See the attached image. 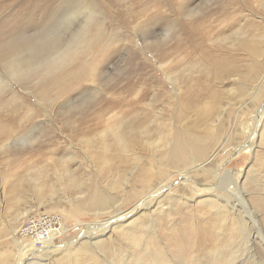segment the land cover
Instances as JSON below:
<instances>
[{
    "label": "rangeland",
    "instance_id": "rangeland-1",
    "mask_svg": "<svg viewBox=\"0 0 264 264\" xmlns=\"http://www.w3.org/2000/svg\"><path fill=\"white\" fill-rule=\"evenodd\" d=\"M53 26L79 51L64 87L37 74L0 99V264H264V0H0V75ZM119 127L140 161L171 167L137 211L144 183L110 190L133 161L105 174ZM157 137L182 140L177 157L146 145ZM211 156L220 182L188 169ZM81 183L112 206L84 208ZM42 215L62 224L48 255L22 233Z\"/></svg>",
    "mask_w": 264,
    "mask_h": 264
},
{
    "label": "bare ground",
    "instance_id": "bare-ground-1",
    "mask_svg": "<svg viewBox=\"0 0 264 264\" xmlns=\"http://www.w3.org/2000/svg\"><path fill=\"white\" fill-rule=\"evenodd\" d=\"M87 7H85L86 9ZM83 40L81 39V45L83 44ZM64 49H66V54L65 57L63 59V66L58 70L55 71L52 74H49L51 81L57 85V87H59L60 89H62L64 87V68L65 66L79 53V51H77V46L76 45H66L65 47H62ZM13 58V57H12ZM11 58V59H12ZM10 59V60H11ZM9 60V61H10ZM9 61L6 62V75H0V99L1 101L4 99V97H2V95L4 96V94H10V98L3 101L2 102V107H5L11 103H14L15 101H17V99L19 98L17 96V94H15L14 90L11 89L12 87V81H15L17 83L23 82L25 80L28 79H24V80H12L9 77L8 74V65H9ZM208 111V110H207ZM206 114V113H205ZM207 118L206 120H208V117L211 114L207 113ZM204 117V116H203ZM213 119V117H212ZM215 120V119H214ZM209 121V120H208ZM213 122V121H211ZM207 130H209V128H207ZM129 132V131H128ZM128 132H125L123 130V128L119 127L116 130H110V134L113 137L112 142L105 146V150H109V148L114 145L113 147H115V149L117 150V152L119 154H117L118 156H116L111 162H108L105 160V163H107V169H106V173L107 175L114 177L115 174L117 173L118 170L125 168V167H129L130 166V161L132 160V165L127 169L128 172H124V177L121 180H115L112 185L110 186V190L112 192H115L117 189H120L121 191H125V189H123L125 187V185L127 184V182H130V184H128L129 186H135L137 187L138 184L140 182H142V184L144 183V186L141 188V191L135 196V200L131 206V210L137 211V209L141 208V207H148L150 205L151 202V198H153V196L155 194H158L162 191H164L166 188H170V183H168L167 179L169 178L170 172L169 170L171 169V167H168L166 165H161L160 163L157 162V165H153L150 164L148 162H144V161H140V157L138 156V153L134 150H132V138L131 135L128 134ZM10 135V131L8 130V128L6 127L4 128H0V137H9ZM103 135V134H102ZM212 136V132L210 131V133L207 135V137H211ZM25 137L21 136V137H17L16 139L12 140L15 142L18 141H24ZM182 140H175V141H171L170 138L165 137V138H161V137H157L156 140L152 141V142H148L146 141V145L151 147L154 146L155 148H159V149H163V153L165 152L167 155L172 156V157H177L176 155L172 154L175 150V146L181 142ZM11 142V141H10ZM8 143H5L4 145H6ZM3 144L1 146H4ZM193 146V145H192ZM243 147H237V150H241L243 149ZM247 147V146H246ZM196 157L200 156V154L198 152H195ZM213 157L215 156H211L208 159H206V163L205 164H197L194 159L193 163L191 164V166L188 169H192L194 171H205L207 173H209L208 177L209 180H213V181H218L220 182L221 177L218 176V174L216 173L214 166H209L213 164ZM195 158V157H194ZM196 159V158H195ZM144 162V163H143ZM143 163V164H142ZM159 167H163V168H159ZM126 169V168H125ZM172 169L177 171V174H181L182 176V182L180 183V185L183 186H187L188 183V177H187V169H180L178 168V166H173ZM133 171V173H132ZM148 176H152L153 180L147 181L145 183V177L147 179ZM144 178V179H143ZM128 186V187H129ZM221 187V185H220ZM101 187H97L95 184L93 185H86L84 183H81V186L78 187L77 189V193L78 194H86V196H81L79 200H81L82 204L85 206L84 208L89 207L91 208H101L104 207L105 205H109L112 206V201L110 199V197L108 196V194L106 193V191H103L104 194H102L101 192L99 193V189ZM216 188H219V186L216 185ZM144 198V199H143ZM118 213L121 212H113V217L117 218L118 216L123 217L124 215H118ZM237 221L239 222V224H244L242 218L237 216ZM240 230H243V228L241 227V225H239L238 227ZM23 233V232H22ZM14 242L16 243L17 247L24 251V246L18 242L17 238H14ZM89 239V238H88ZM45 244L37 247L35 246V243L33 241L29 242L30 243V248L31 249H38V250H44L42 251V253L44 255H48V253H50L51 251H54V249H49L53 246H49L47 241H44ZM43 255V256H44ZM39 256V254H38ZM34 258V257H33Z\"/></svg>",
    "mask_w": 264,
    "mask_h": 264
},
{
    "label": "clouds",
    "instance_id": "clouds-1",
    "mask_svg": "<svg viewBox=\"0 0 264 264\" xmlns=\"http://www.w3.org/2000/svg\"><path fill=\"white\" fill-rule=\"evenodd\" d=\"M63 29L53 26L36 34L29 46L19 51L8 65L12 80H24L34 75H49L63 66L66 49L62 48Z\"/></svg>",
    "mask_w": 264,
    "mask_h": 264
},
{
    "label": "built area",
    "instance_id": "built-area-1",
    "mask_svg": "<svg viewBox=\"0 0 264 264\" xmlns=\"http://www.w3.org/2000/svg\"><path fill=\"white\" fill-rule=\"evenodd\" d=\"M62 229V224L59 218L52 215H42L39 217L31 218L28 223L23 226V233L29 238L30 242L33 241L35 245L41 246L45 244L44 241L49 236L58 234Z\"/></svg>",
    "mask_w": 264,
    "mask_h": 264
},
{
    "label": "snow or ice",
    "instance_id": "snow-or-ice-1",
    "mask_svg": "<svg viewBox=\"0 0 264 264\" xmlns=\"http://www.w3.org/2000/svg\"><path fill=\"white\" fill-rule=\"evenodd\" d=\"M170 31V30H169ZM168 32H165L164 36H163V39L166 40L168 38ZM162 42V41H161ZM24 139V142H27V137L23 138Z\"/></svg>",
    "mask_w": 264,
    "mask_h": 264
}]
</instances>
